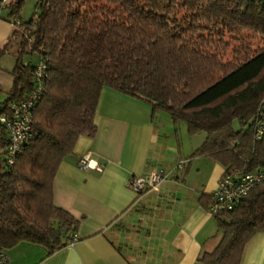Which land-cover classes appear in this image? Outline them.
Wrapping results in <instances>:
<instances>
[{
  "label": "trees",
  "instance_id": "16d2710c",
  "mask_svg": "<svg viewBox=\"0 0 264 264\" xmlns=\"http://www.w3.org/2000/svg\"><path fill=\"white\" fill-rule=\"evenodd\" d=\"M22 2L7 6L18 42L0 113L33 89L39 62L43 87L12 162L0 123L1 249L27 242L51 254L77 239L78 219L53 202L52 183L79 137L94 135L104 88L203 133L191 157L224 171L264 168V135L255 138L264 106V0H38L21 21ZM9 48L10 39L0 57ZM214 218L220 240L196 264H240L246 243L264 231V182Z\"/></svg>",
  "mask_w": 264,
  "mask_h": 264
},
{
  "label": "crops",
  "instance_id": "0c3cea01",
  "mask_svg": "<svg viewBox=\"0 0 264 264\" xmlns=\"http://www.w3.org/2000/svg\"><path fill=\"white\" fill-rule=\"evenodd\" d=\"M4 22L1 16L0 47ZM13 65H0L7 89ZM94 120V135L79 137L52 183L53 202L78 219L77 239L51 254L40 244L19 243L6 250L10 264H196L221 237L203 197L212 195L224 168L190 156L204 135H191L183 121L109 88L101 91ZM83 155L100 170L78 167ZM152 169L169 175L158 190L136 193L130 180ZM240 264H264V231L246 243Z\"/></svg>",
  "mask_w": 264,
  "mask_h": 264
},
{
  "label": "built area",
  "instance_id": "2783aa9c",
  "mask_svg": "<svg viewBox=\"0 0 264 264\" xmlns=\"http://www.w3.org/2000/svg\"><path fill=\"white\" fill-rule=\"evenodd\" d=\"M10 0H0V18L2 11L7 9ZM11 25L13 22H10ZM44 64L39 62L34 70L35 85L28 95L19 103L11 104L7 113H0V123L6 129L8 139V161L12 162L19 152L23 139L28 135L30 124V108L39 96L43 87ZM260 118L255 124V138L264 135V106L258 111ZM78 167L82 169L94 168L100 170L95 163L91 164L88 155H83L77 160ZM169 173L162 169H152L144 174L134 176L130 185L136 193L144 190H158L159 185L168 177ZM264 182V168L253 171H239L237 169L224 171L219 177L212 201L208 211L214 216L223 211L232 209L248 191L257 183ZM74 241L76 238L73 239ZM0 264H10V259L5 250L0 248Z\"/></svg>",
  "mask_w": 264,
  "mask_h": 264
},
{
  "label": "rangeland",
  "instance_id": "374dc122",
  "mask_svg": "<svg viewBox=\"0 0 264 264\" xmlns=\"http://www.w3.org/2000/svg\"><path fill=\"white\" fill-rule=\"evenodd\" d=\"M11 1L13 2L15 0H11ZM37 2H38V0H23V2L21 4V7H20V10L18 12V15L15 18L16 19H20L21 21L27 20L33 14ZM7 10L8 9H5V10L2 11V16H3V18H5L4 24H6L7 27H8L7 37H6L5 41H7L8 39H10V48H9V53H6V55H4V57L0 58V65L2 67L4 65H6L9 61H14V57L11 54V52L14 50V48L16 47L17 42H18L17 39H16V36H14V35L12 36V29H13V27H12V25H9L10 22L8 23V21L12 17H10L9 15H7ZM12 19H14V18H12ZM2 44H1V46H2ZM24 59L25 60L32 59L34 61V60L37 59V57H36V55H32V56L25 55L24 56ZM4 73L8 74L7 72H4ZM0 88L2 89V90H0V100H2L4 98V96H5L4 90L7 89V87L5 85H3V84L0 83ZM234 126L235 127L238 126V124H237L236 121H234ZM202 134H199V135H202ZM200 160H201V163H206V162L208 163V160L206 158H204V157H200L199 158V161Z\"/></svg>",
  "mask_w": 264,
  "mask_h": 264
}]
</instances>
